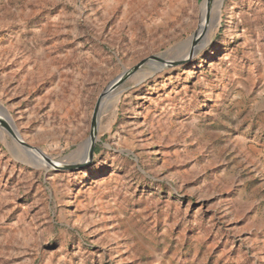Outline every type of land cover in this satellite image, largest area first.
I'll list each match as a JSON object with an SVG mask.
<instances>
[{
	"label": "rangeland",
	"instance_id": "rangeland-1",
	"mask_svg": "<svg viewBox=\"0 0 264 264\" xmlns=\"http://www.w3.org/2000/svg\"><path fill=\"white\" fill-rule=\"evenodd\" d=\"M205 2L0 0V108L43 163L0 122V264H264V0L112 93L88 166L45 159L80 161L125 71L204 43Z\"/></svg>",
	"mask_w": 264,
	"mask_h": 264
},
{
	"label": "water",
	"instance_id": "water-1",
	"mask_svg": "<svg viewBox=\"0 0 264 264\" xmlns=\"http://www.w3.org/2000/svg\"><path fill=\"white\" fill-rule=\"evenodd\" d=\"M208 1L209 4H211L214 0H205ZM211 19V15L209 14L207 17V22ZM186 62V59H182L179 61H168L164 59V55L162 56H153L148 59H145L141 61L139 64L134 66L132 69L125 71V73L117 79L115 82L111 84V86L105 91V93L101 96L99 99L95 113L93 116V121H92V130H91V135L90 139L86 142V146L89 143V158L87 162L84 163H79L77 160L74 163H58V162H53L50 159L46 158V162L48 163L49 168H54L56 170H76V169H82L88 166V164L92 161L93 155H94V149H95V143L97 141L96 139V127L98 124V113H99V108L104 104L105 100L109 98L112 93H114L119 87H121L124 83H126L130 78H132L134 75H136L138 72H140L145 66H154L157 65H167L169 67H177L179 65H183ZM3 109V108H0ZM1 120V124L3 125L4 128H6L8 131H10L11 135L14 137V139L23 145L25 148L32 150V152H39L40 151L36 148L31 147L30 145L26 144L24 141L21 140L19 136L13 133L9 127H7Z\"/></svg>",
	"mask_w": 264,
	"mask_h": 264
},
{
	"label": "bare ground",
	"instance_id": "bare-ground-1",
	"mask_svg": "<svg viewBox=\"0 0 264 264\" xmlns=\"http://www.w3.org/2000/svg\"><path fill=\"white\" fill-rule=\"evenodd\" d=\"M213 3V2H212ZM212 3L209 4L208 1H206L204 4H203V13H205V15H207V12H209L211 6H212ZM217 7H216V10H215V18L213 20V23L211 24L210 27L208 28H201L200 29V33L201 35H203L205 41L204 43H200L198 44L197 46H193V42H190L189 44H187V49L186 51L184 52L183 56L180 57V58H176L175 61H179V60H182V59H186V62L190 61L196 54H198L205 46L208 45L209 43V38H210V33L211 31L216 27V25H219V19L221 17V13H222V7H223V3H224V0H217ZM200 35V37H201ZM199 37V30L197 32V34L194 35V37L192 38V40L195 42V40H197ZM3 112L5 113V118L6 120L10 123H5L4 121H2L7 127L8 124L10 125L9 129H11L13 131L14 134H16L18 136V133H17V130L16 128L14 127L13 125V122H12V119L10 117V115L8 114V112L5 110V109H2ZM100 114V111L98 113V116ZM1 122V120H0ZM86 150H83V152H81V158H80V161L79 163H84V162H87L88 161V158H89V143L87 144ZM30 152V153H29ZM34 151H28L26 152L27 156L29 157V159L33 160L35 163H38L40 165H42L43 163H40V161L38 160V155L37 157L34 155ZM30 160V161H31Z\"/></svg>",
	"mask_w": 264,
	"mask_h": 264
}]
</instances>
